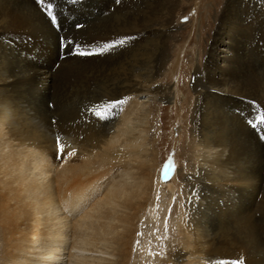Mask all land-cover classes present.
<instances>
[{
    "label": "bare ground",
    "instance_id": "1",
    "mask_svg": "<svg viewBox=\"0 0 264 264\" xmlns=\"http://www.w3.org/2000/svg\"><path fill=\"white\" fill-rule=\"evenodd\" d=\"M89 2L65 17L91 24L109 7ZM223 4L215 37L177 58L172 85L179 0L87 32L79 46L100 52L79 64L59 47L68 21L58 32L36 0H0V264H264V23L254 6ZM92 87L115 108L109 125L57 113ZM150 101L191 105L195 164L179 185L178 171L157 178Z\"/></svg>",
    "mask_w": 264,
    "mask_h": 264
},
{
    "label": "rangeland",
    "instance_id": "2",
    "mask_svg": "<svg viewBox=\"0 0 264 264\" xmlns=\"http://www.w3.org/2000/svg\"><path fill=\"white\" fill-rule=\"evenodd\" d=\"M89 1L90 0H72V1L71 0H57V1L56 0H50V1L49 0H36L37 6H46V7H41L43 9L42 11L40 10V13L45 16V18L52 24V26L54 25L53 28H55L56 31L58 32L60 31V24L58 21L66 20L65 22L68 21L70 23L68 29L67 30L64 29L63 33H61L62 35L60 34L58 36V42H59V47L62 52L65 51L68 47L72 49L71 56L76 58L75 64H79V61H78L79 59L85 60L89 57L92 58V57L97 56L98 53L100 52V50L95 49V47H85V49L82 50L81 46H79L83 36H85L87 32H91L90 36L95 37V35H97L98 32L100 31V30L96 31V28L98 26L99 27L103 26V29L101 30H109V29L115 28L116 26L125 24L126 22H129L132 16L136 15L135 13L141 12L142 10H144V8H147V6H153V5L154 6H166L165 8H167L168 6L170 7L173 6V3H175L176 0H169V1L168 0L167 1H164V0H161V1L160 0H149V1L148 0H140V1L139 0H104L102 6L108 5L110 8L106 7L105 11L101 14L102 16L100 15V17L96 21L92 22L91 24H86L83 20L79 18L77 19L76 16H72V17L66 16L65 17V14H69L73 12L74 10H79V11L81 10V14H82V10L84 6L92 5L93 2L90 3ZM237 1H241V5L246 4L248 6H254V8H256L257 10L256 11L257 18L255 20L254 18H252L251 20L258 21L259 23H264V0H237ZM169 2L171 5L169 4ZM78 3L80 5H78ZM223 3H224V0H179V6L181 7H180V11L177 13L178 16L176 14L174 23L181 26V28L178 30V32H176V35H173V38L167 44L168 62H167V65L165 66L166 76H164L165 79L163 80L165 81V83H169L172 85L176 84L177 80L175 78L174 79L171 78L169 72L170 70H172L173 68L177 66L176 62L179 56L181 58L180 62L183 63L184 60L190 59L192 57V54L190 53L191 52L190 49L195 47L194 46L195 43L199 45L200 49H204L206 47L205 43L211 41V39L213 38V36L215 35L217 31L214 29L215 27L213 24L214 23L213 15H214V12L218 10L219 6L224 5ZM142 6H144V8ZM194 6H200L198 11L194 12L193 10ZM44 10H47V11H44ZM117 11H120V12H117ZM74 21L76 22L74 23ZM192 24L195 26L193 27ZM66 36L67 38H65ZM183 51L186 52L187 55H184V54L181 55V52ZM62 52L60 53V56L61 58L66 60L67 58L65 57V55H63ZM183 69H186V67H184ZM182 82L184 83V86L187 88V90H190V88L187 85L188 76L185 75ZM80 83H81V80L79 79V81H77V84L81 85ZM183 83H180V88L182 90H185V87H182ZM90 90L91 88L88 90V94L86 92L84 95L83 93L80 92V90H77L78 92L76 91V94L74 95L72 100H69V101L65 100L64 102L62 101L63 103L61 102V104L59 105L60 109L57 108L59 109L57 113L59 114L68 113V115L70 113L71 114L70 116H76L78 118L88 119L90 124L99 123L98 125H100V127H105L109 125L110 122L112 121V118H113L112 115L114 114L115 108L111 107L109 101L107 102V99H105L107 97H101L99 94H97L94 91L95 90L94 87H92L91 91ZM54 104L55 103L52 104L53 105L52 110H56ZM148 105L149 106L147 107L150 111V114L148 117L149 120H148V131H147V136H146V141H147L146 143H147L148 149L154 152L155 156L157 157L156 160L159 163L160 169L157 173V178L159 179V181H161L162 187H164L166 184H169L173 180L175 174L178 171L180 173L177 179V182L179 185V183L183 182L181 174L185 172L184 170L187 167L191 168L192 165L195 164L194 154L192 153L193 151L192 149H189V144H188L189 138L191 136L190 133L192 130V124H191V121L189 120L190 118L187 119L186 114H183L185 111L187 112L190 109L191 105L190 103H188L189 106L187 105L185 107L184 112L174 110L173 102H170L167 104L163 102L161 103V102L150 101L148 102ZM189 115H190V112L188 113V116ZM256 118L258 120H261L260 122L264 125V117H262L261 114H257ZM179 119H182V120H179ZM259 138L264 143V139L262 138V135H260ZM263 160L264 159L260 160V165H261V168L263 167L261 175L264 178V173H263L264 172V161ZM262 185L264 187V181L262 182ZM164 192H165L164 194L166 195L167 194L166 190H164Z\"/></svg>",
    "mask_w": 264,
    "mask_h": 264
}]
</instances>
